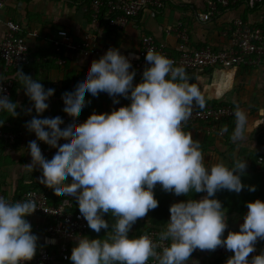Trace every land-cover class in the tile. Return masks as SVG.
I'll return each instance as SVG.
<instances>
[{
  "label": "clouds",
  "instance_id": "clouds-1",
  "mask_svg": "<svg viewBox=\"0 0 264 264\" xmlns=\"http://www.w3.org/2000/svg\"><path fill=\"white\" fill-rule=\"evenodd\" d=\"M145 61L141 81L134 84L136 71H130L131 60L119 49L109 48L93 60L72 89L62 94L63 111L72 117L66 123L60 116L41 115L55 89L45 88L22 70L15 72L32 104L26 109L31 119L25 128L36 137L28 142L31 161L24 167L33 171L39 166L41 183L74 197L90 229L100 233L110 228L104 238L77 237L68 259L72 264H147L150 258L156 264H188L194 250L222 246L233 253L226 264H264V251L248 259L257 240H264V201L248 202L239 231H228L225 237L226 211L213 198L223 189L256 190L242 183L246 160L234 158L231 167L223 161L205 163L200 141L182 127L194 107H205L204 96L185 68L174 66L170 58L148 49ZM86 91L91 97L106 93L113 104L119 103L118 97L130 103L111 112H93L76 124V116L91 102L85 100ZM4 93L0 87V113L16 117L19 105ZM233 115L231 139L245 141L247 113L237 106ZM226 131L222 126L220 133ZM37 141L55 148L50 158L42 155ZM68 177L71 182H66ZM157 184L177 196L206 193L199 200L170 205V218L159 233L161 244L148 235L129 236L138 218L158 207L153 191ZM32 195L15 202L0 196V264H25L36 251L37 236L26 219L38 208ZM106 213L114 218L111 225L104 219Z\"/></svg>",
  "mask_w": 264,
  "mask_h": 264
},
{
  "label": "crops",
  "instance_id": "crops-1",
  "mask_svg": "<svg viewBox=\"0 0 264 264\" xmlns=\"http://www.w3.org/2000/svg\"><path fill=\"white\" fill-rule=\"evenodd\" d=\"M89 2V0L84 2L9 0L0 9V41L5 33L4 22L10 20L20 26L21 33L29 43L32 61L19 70L39 80L45 88L55 89L54 95L49 98L48 109L41 114L43 117L54 113H66L63 111L62 94L72 89L93 60L101 57L65 52L64 62L58 64L52 45L58 30L68 31L75 42H79L85 34H91L96 47L112 46L119 49L121 54L129 56H134L139 51L142 38L148 35L153 36L158 43L164 44L171 54L176 55L180 44L178 32L182 30L188 34V47L210 45L215 49L231 46V32L236 20L264 30V4L254 8L242 3L237 4L230 9H219L207 22H199L197 14L207 10L205 0H166L161 10L157 12L144 10L129 20L124 27L117 28L110 24L109 17L104 14L95 21ZM16 70H6L0 59V79L13 80L14 87L10 99L19 105L16 117L0 114V120L4 121L1 126L8 125L11 130L23 133L22 137L11 145L0 141V192L14 200L25 191L37 188L45 191L55 204L65 197H70L74 209L79 210L74 197L64 196L40 182L42 171L39 166L33 171L24 167L31 161L27 149L28 142L36 137L25 128V122L31 119L26 109L31 108L32 104L15 80ZM186 73L204 96L205 105L231 104L234 109L239 106L248 116L247 138L238 143L231 139L234 115L219 125L199 123L184 130L190 132L193 139L200 141L207 164L223 161L231 167L234 158L246 160L247 167L241 180L245 185H254L256 190L249 192L244 188L240 193H235L223 189L217 191L213 197L221 201L226 211L228 225L224 233L226 237L228 231H239V225L244 222L243 217L248 211L246 207L248 202H254L256 199L264 201V166L257 162L258 156L264 155V113L260 112V109H264V62L222 70L207 69L204 72ZM85 100L91 102L86 104L76 117L87 119L93 112L100 114L115 109V104L106 100L102 93L98 97H91L86 91ZM32 115H36L34 109ZM222 126L227 128L223 134L220 133ZM37 143L41 148L39 141ZM66 182H71V177H68ZM153 191L158 201L166 200L169 205L189 198L199 200L206 195L203 192H193L177 196L162 190L159 184ZM146 216L139 218L142 229L150 225L151 210ZM169 218L170 213L167 215V222ZM26 219L37 236L36 249L57 251L60 241L53 239L44 230L48 219L42 215L27 216ZM165 227L166 224L163 228ZM107 231L109 230L102 229L100 233H96L89 228L83 236L90 239L104 238ZM76 238L69 240V243L75 246ZM261 251L264 249L256 242L255 251L249 254L248 259L260 254ZM232 255L230 250L222 246H218L214 251L196 249L191 254L188 264H226Z\"/></svg>",
  "mask_w": 264,
  "mask_h": 264
},
{
  "label": "built area",
  "instance_id": "built-area-1",
  "mask_svg": "<svg viewBox=\"0 0 264 264\" xmlns=\"http://www.w3.org/2000/svg\"><path fill=\"white\" fill-rule=\"evenodd\" d=\"M9 0H0V9ZM74 2H84L86 0H68ZM89 7L92 16L96 21L101 14L109 17V22L117 28L124 27L129 20L140 15L144 10L159 11L166 0H89ZM244 4L249 8L257 5H263L264 0H205L206 12L198 13L199 22H207L212 15L219 9H230L237 4ZM1 21V20H0ZM5 33L0 41V59L2 60L6 70L19 69L29 65L32 61L28 40L21 33L20 26L13 21H5ZM63 33V35H61ZM180 44L178 53L173 55L167 47L158 43L153 36H144L141 41L140 49L134 56H127L131 60L132 69L136 71L133 83L141 81V74L148 63L145 61L146 51L152 49L162 55L170 58L174 62V66H183L186 72H204L207 69H226L239 65L258 64L264 62V30L253 27L241 20H236L231 32V46L223 49H215L210 45L199 48L188 47L189 37L185 30L178 32ZM53 49L55 60L58 64L64 62L65 52L81 53L84 56L97 55L102 56L112 46L96 47L91 34H85L79 42L73 41L69 32L61 29L58 30L53 38ZM46 60V59H45ZM0 87L5 90V95L10 99L14 82L10 78L0 79ZM102 96L112 102V98L106 93ZM119 103L115 104V109L126 106L129 100L118 97ZM234 107L231 104H222L217 106L205 105L203 109L194 107L188 121L182 126L183 130L193 127L199 123H208L211 126L219 125L223 121L233 116ZM1 114V113H0ZM62 117L66 123L72 117L68 113H54L45 117ZM86 119L76 117L75 123L79 124ZM22 132L13 131L8 125H0V141L7 144H13L22 137ZM41 152L45 158H50L55 148L40 142ZM259 165L264 166V155L257 158ZM28 193H32V199L36 201V210L29 216L42 215L48 219L44 230L53 239L60 241L57 251H50L45 248L36 249L31 260L25 264H56L60 261H68L71 255V249L74 245L69 240L83 236L89 230L87 222L81 216L79 210L74 209V204L70 197L63 198L59 203H53L48 194L40 189H30L22 193L19 197L12 200L4 193L0 192V196L5 197L9 201H19L29 198ZM161 231L155 228L145 227L136 236L148 235L154 242L161 244L159 241V233ZM264 249V240L258 239ZM167 242H164L166 244ZM163 246V244L161 245ZM159 250V249H158ZM147 264H156V261L150 258Z\"/></svg>",
  "mask_w": 264,
  "mask_h": 264
},
{
  "label": "trees",
  "instance_id": "trees-1",
  "mask_svg": "<svg viewBox=\"0 0 264 264\" xmlns=\"http://www.w3.org/2000/svg\"><path fill=\"white\" fill-rule=\"evenodd\" d=\"M34 189H37V188H34ZM169 207L170 205L168 204L166 200L159 201L158 207L156 209L151 210V217L149 221L150 225H148L147 227L155 228L160 231L163 230L164 229L163 227L165 226L167 222V215L169 214ZM108 230H110V228ZM60 264H72V262L70 260L66 262L60 261Z\"/></svg>",
  "mask_w": 264,
  "mask_h": 264
},
{
  "label": "rangeland",
  "instance_id": "rangeland-1",
  "mask_svg": "<svg viewBox=\"0 0 264 264\" xmlns=\"http://www.w3.org/2000/svg\"><path fill=\"white\" fill-rule=\"evenodd\" d=\"M104 219L107 220L110 225L114 221V218L110 215V213H106ZM141 230H142V224L140 222V219L138 218L137 222L132 226V229L129 233L130 237L136 236Z\"/></svg>",
  "mask_w": 264,
  "mask_h": 264
}]
</instances>
